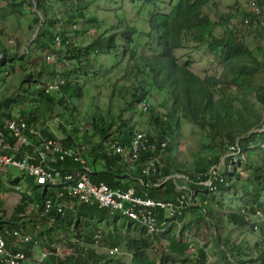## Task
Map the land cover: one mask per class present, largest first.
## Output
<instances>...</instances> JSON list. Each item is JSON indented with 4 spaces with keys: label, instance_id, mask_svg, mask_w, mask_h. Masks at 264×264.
<instances>
[{
    "label": "trees",
    "instance_id": "trees-1",
    "mask_svg": "<svg viewBox=\"0 0 264 264\" xmlns=\"http://www.w3.org/2000/svg\"><path fill=\"white\" fill-rule=\"evenodd\" d=\"M50 1L27 0L25 2L24 0H13V3L9 4L14 11L21 10L24 4L29 5L30 8L35 7L36 11H34L31 20L35 28L41 25L37 12L41 13L44 21L34 46L40 51L53 54L56 51L55 40L57 37H61L62 49L66 51V56H61L59 62L63 64V59L69 61L72 67L69 69L71 72L69 75L73 74V78L71 80L66 79L65 84L61 86L64 97L60 99L48 95L46 86H42L41 83L31 77L21 81L17 88L15 87L12 91L13 93L7 94L6 92L0 97V134L2 135V142L4 145L15 149L16 152L10 151L9 154H14L17 159L24 155L17 153L16 147L19 145V140L14 138L7 128L8 122L13 117V109L20 105L26 106L20 113L22 118L31 126L40 125L43 127L48 122V118L53 116L55 109L59 112L69 113L72 116L76 112L75 104L72 101L82 98L84 94L83 85L80 82L81 77H79L80 72H78L84 60H89L90 55L96 56L100 53H110L119 49L116 46L117 36L114 35L99 37L98 39L94 36L87 47L80 45L74 47L73 41L65 38L67 32L63 30L62 26L57 30L62 21L57 18H50L47 15ZM75 3H78L75 8L76 11L66 13L69 18L67 22L75 26L77 21H83L87 25H92V28L95 29V35H99V26L96 20L85 18L89 5L84 0H75L73 4ZM209 3H211V0H181L176 6L174 15L159 12H152L148 15L149 30L152 34V36L149 35V43H151V39L155 42V45L151 47L153 55L152 58L139 55L142 65L141 74L134 73L133 70L128 71L133 82L138 85L132 93V100L129 105L135 103L140 106L144 101H148L151 96L148 90L149 86H153L158 92L167 91L170 102L159 104L162 111H156L151 106L152 111L146 113L151 116L150 124L155 131H151L150 134H154L152 138L158 142V146L165 143L167 146L166 152L173 153L172 150H177L181 144L180 133L182 120L184 119L194 123L207 136L209 144L207 146L202 145L203 150L218 149L219 154L210 158L197 155L192 165L185 161L179 164L177 157L172 159L171 156L165 157L163 166L159 168V174L153 178H148L142 172V165L153 154L144 153L140 162L132 165L131 163L128 164L126 154L108 156L104 152L100 153L103 149L101 142L108 141V139L110 141L107 143L114 144L116 142L125 150L130 147L134 131L127 122L129 120L124 118L123 112L121 116L115 119L111 117L112 121L116 120L118 123L115 132L112 131L111 122H108L107 127H104L102 119L95 120L92 118V130L97 136L93 138L91 147H87L90 146L91 143H89L83 148V145L77 142L78 139H73L69 134L68 137H62L60 141L66 147L78 148L81 153L82 150L86 149L87 152L93 155V159L95 157L102 163L99 171L91 168L88 171L93 183L104 182L111 188L134 189L137 190L135 192H138L140 196L164 202H175L179 197H189L191 193H197L198 198L201 196V202H198L196 196H194V207L180 219L191 214L193 223L204 222V217H202L200 211L205 210L206 214L203 215L209 218L208 222H211L215 227L216 233L213 240L220 245L225 254L223 264H264V223L261 224L260 230L256 231L261 237L262 250L257 251V256L254 259H244L248 257L246 251L250 250L249 247H244L238 243L232 245V243L223 240L221 230L224 217L221 207H211L206 210L205 203L214 204V202L209 199L205 187L198 183L200 175L208 173L212 167L218 166L222 160L221 156L230 153V148L238 146L236 152H240L238 163L232 167L231 171L228 168L223 171V182L216 183L217 189L215 192L235 189V194H238V189L242 190L243 195L239 199L241 210L225 212V219L226 222L238 228L251 225L252 232H255L254 227L257 222L253 219V216L257 212V207H263L264 205V132H259L264 129V114H260L256 110L250 99L255 95L264 111V82L258 81V78H264V61L259 60L258 54L244 43V38H239L235 32L226 31L228 35L224 39L214 38L213 28L215 25L203 10ZM237 16L229 15L228 19H223V22L225 21L224 28L229 25L230 19ZM242 16V21L249 20L245 26L250 27L251 32L254 25H256L257 34L260 37L264 36V12L260 16H255L248 10ZM120 36L127 41L124 56H127V51L130 48L132 50L139 49L143 44L147 45L146 47L149 46V43L143 42L145 32L135 27L127 26ZM184 39L197 44L207 43L209 51L214 54L215 60L222 67L220 80L216 79L215 76L205 79L199 78L192 72L191 62L184 65L179 64L176 53L185 49ZM0 47L2 55L7 57L4 46L0 45ZM62 49H60L59 54L63 51ZM130 56L134 57L133 62H135L138 52L133 51ZM12 57L0 60V84L5 83L7 78H17L14 73L15 62L22 57L17 54L15 58ZM85 63L90 64L88 61H85ZM47 66V62L40 66L36 73V79L40 80L47 77L51 81L67 69L58 72L55 64L49 68ZM63 66L66 67L65 64ZM4 75L7 78H4ZM217 84L221 85V95L218 99L215 98L213 91ZM233 90L235 92H232ZM139 106L135 109H138ZM40 131L43 136L56 137L48 132L46 128H41ZM17 148L20 151L25 150L26 153L30 151L29 147L21 145ZM83 167V164L76 163L70 158L64 162H59L54 167L52 166V168L63 173L73 172ZM238 167L249 172L248 184L242 182V173L237 169ZM1 168L5 170L6 167L1 166ZM25 177L32 179L27 175ZM182 181H185V183H182ZM184 186H187L188 189H184ZM11 190L17 194L20 193L21 199L14 209L9 224L17 230H26L28 226L35 227L31 221H21V216H25L27 212L26 201L41 200L54 196V194L50 193L49 190L44 192L42 187L36 184L26 191ZM2 205H0V213L6 216ZM77 209L80 211L68 212L58 220L54 227L47 230L46 234L50 240L54 236L58 237L61 233L68 236V233L73 231V233H69L71 236H68V240L75 236L89 241L91 233L100 231L105 233L101 244H107L110 248L124 246L125 250L132 252V260L135 264H158V259H161V264H175L176 262L178 264H188L190 261L189 255H186L190 246L184 244L183 241L175 239L176 241L169 242L171 247H165L164 241L169 237L168 232L151 234L146 229H142L138 223L128 220L129 223L127 224H118V217L110 214L108 210H99L94 205L82 204ZM208 213L211 214L212 220ZM164 216V213H159L161 221L165 219ZM100 225L105 230H99ZM82 229H86V231H82ZM131 231H137L138 237L131 235ZM258 246L259 243L256 247ZM151 249L157 255L156 259L147 256L146 252ZM200 255L201 260L198 261V264H203L206 256L205 250L202 249ZM172 256L176 257L172 258ZM89 260H94L96 264H128L127 261L124 262L121 258L112 259L106 255H98L93 249L88 259L81 256L65 258L53 256L46 264H88Z\"/></svg>",
    "mask_w": 264,
    "mask_h": 264
},
{
    "label": "rangeland",
    "instance_id": "rangeland-1",
    "mask_svg": "<svg viewBox=\"0 0 264 264\" xmlns=\"http://www.w3.org/2000/svg\"><path fill=\"white\" fill-rule=\"evenodd\" d=\"M24 1L26 2L27 0ZM73 1L75 0L50 1L47 15L50 18H57L62 21L57 27V30L62 26L63 30L66 31L67 34H70L69 40L74 42V47H78L79 45L87 47V45L93 40L94 36H96L97 39L104 36H117L116 46L119 47L118 51L115 50L110 53H100L96 56L90 55L89 60H84L83 64L80 66L81 68L79 67L80 70L78 72H80L79 77H81L80 82L83 85L84 94L82 98L72 101L76 108V112H74L72 116L69 113L64 111L59 112L55 109L53 116L48 118V122H46L43 127L40 125H35V127L28 125L27 121L22 118L20 111L26 106L20 105L13 109V117L8 124L16 118L19 119V116L21 121L26 125V132H24V134L29 136L33 142L43 139L54 140L64 146L60 140H62V137H68L69 134L73 139H78L77 142L82 144L83 148H85L87 144L91 142L93 143V138L96 136L95 132L92 130V118L95 120L102 119L104 127H107V123L111 122L112 131L115 132L118 128V123L116 120L112 121V119L121 116V113L123 112L124 118L129 120L127 122L132 126L134 132L150 133L151 131H155L150 124L151 116L146 113H150L152 109L162 111V109L159 108V104L169 103V95L167 91L158 92L153 86H149L148 90L150 91L151 96L148 101H144L140 106L135 103L129 105V102L132 100V93L138 85L133 82L128 71L133 70L134 73H142L140 71L142 66L139 56L140 54L141 57L145 56L152 58L153 53L151 47L155 45V42L151 39V43H149V35L152 36V34L151 30H149L150 25L148 15L152 12L174 15L176 6L181 0H84L89 5V8L85 13V18L96 20V23L99 26V35H95V29L92 28V25H87V23L83 21H77V25L75 26H73L72 23L67 22L69 18L66 13L76 11L75 8L78 5V3L73 4ZM11 3H13V0H0V45L4 46V51L7 55L6 57L0 52V60L11 58V56H13L12 58H15L16 54L22 58L15 62L14 73L17 75V78H7L6 75H4V78L7 79L5 83L0 84V97L6 92L7 94L13 93L12 91L15 87L17 88L19 83L28 77L35 79L38 83H41L42 86H46V93L48 95L57 99L64 97L60 85L64 84L66 79L71 80L73 78V74L69 75V73H71L69 69L72 68L71 63L70 67H66L67 69L65 68L66 71L61 70L64 71L61 73L62 75H57L51 81H49L47 77H43L40 80L36 79V73L44 62H47L48 68L54 64L57 67H60L59 59L62 53L60 52L59 54L60 44L58 41L56 42V51L53 54H48L47 51L36 49L34 42L39 31H37V28H35L31 22L35 13L34 10L36 11L35 7L30 8L29 5L24 4L21 10L14 11L10 8L11 6L9 4ZM249 3V0H211V3L204 7V12L208 14L209 18L215 25L213 28V36L215 39H224L225 36L228 35L226 31H232L236 34L239 33L244 23V21H242V15H245L248 12ZM229 15L238 16L230 19L228 22L229 25L224 28L225 21L223 22V19H228ZM127 26L135 27L140 31L145 32L143 42L146 41L145 43H149V46L146 47L147 45L143 44L139 49L132 50L130 48L127 51V56H124L127 41H125L120 35ZM256 27L257 26L254 25L252 32L250 31L249 35L244 38V43L258 54L257 56L259 60L264 61V36L260 37L257 34L255 30ZM186 41L187 40H185L184 43L185 49L176 53L179 64L184 65L187 62H191V70L199 78L205 79L215 76L216 79L220 80L222 67L215 60L214 54L209 51L207 43L197 44L193 41ZM149 47L151 50H148ZM133 51H137L139 56H137L135 62H133L134 57L130 56ZM117 53L118 55H116ZM85 61L90 62V64L87 65ZM74 79H76V77H74ZM258 81L264 82V78H258ZM220 87L221 85L217 84V87L213 88L216 99L221 95ZM232 92H235V90ZM250 101L260 114H264L263 106L259 104L255 95L251 97ZM137 106H139L138 109H135ZM147 106L149 107L148 110L146 109ZM41 128H46L48 132L54 134L56 137L51 138L43 136L40 131ZM30 132H32L33 135H31ZM32 136L36 137L32 138ZM109 141L110 139H108L107 142ZM180 142L181 144L176 151L172 150L173 153L165 152L163 158L165 159V157L168 156H171V159L177 157L179 164L185 161L192 165L196 158L195 156L197 155H201L204 158H210L219 154L218 149L203 150L202 145L207 146L209 140L194 123L188 120H182ZM20 145L28 147L19 141L17 147H20ZM112 145L113 143H107V148H111ZM17 147L16 149L20 154H23L25 150L20 151ZM64 148L81 153V150L76 147L64 146ZM83 156L90 162L91 159L88 152H84ZM224 156H221V159H223ZM237 169L242 173V182L247 183L249 172L244 171L241 167H238ZM0 181V205L3 204L2 209L6 212V216L10 218L13 215L16 205L21 199L20 193H14L11 189H17L19 192L26 191L35 186V181L25 177L24 172L15 167H6L5 170L0 167ZM182 183H185V181H182ZM235 192V189L215 192V196L218 198L220 202L219 204H221V212L224 217L221 235L225 242L232 243V245H237L238 243L244 247H249L250 250L246 251L248 257L244 259H254L257 256V251H261L263 247L261 237L258 235L259 233L256 231L252 232L251 225L238 228L226 222L225 219V212H229V210H241V202L239 199L243 195V192L240 189H238V194H235ZM212 194L213 193H208V196ZM197 195V193H194L198 202H201V196L198 198ZM211 207L216 208V205L205 203L206 210H209ZM77 211L80 210L77 209L76 212ZM200 213L202 214V217H204V222H202L203 225H205L204 223L208 224L209 218L204 216L205 211L201 210ZM113 215L118 217V224L124 225L129 223L125 218L121 217L118 212H115ZM208 216L211 217V214L208 213ZM197 225L200 226L201 224L197 223ZM98 229L102 230L104 228L100 225ZM214 230V225L209 223L207 226V231L210 234H207L209 244L208 250L215 256V258H218L219 256L224 261L223 257L225 254L223 249L213 240L216 233ZM135 234H137V232H134L131 235L134 236ZM172 240L176 241L175 239ZM257 243H259L258 247H256ZM164 245L165 247L170 246L167 241ZM172 247L174 248V245ZM194 247H196L195 243ZM119 249L122 252V255L115 257L107 254V256L112 259L121 258L122 261L126 262L129 258L128 255L130 252L125 250L124 246L119 247ZM149 257L156 259L157 255L154 252H151Z\"/></svg>",
    "mask_w": 264,
    "mask_h": 264
},
{
    "label": "built area",
    "instance_id": "built-area-1",
    "mask_svg": "<svg viewBox=\"0 0 264 264\" xmlns=\"http://www.w3.org/2000/svg\"><path fill=\"white\" fill-rule=\"evenodd\" d=\"M249 1V7L253 14L262 15L264 0ZM248 22L249 20L245 21L242 30L239 31V37L249 35L250 27L245 26ZM69 37L70 34H67L65 38L69 39ZM57 41L60 44V49H62V38L57 37L55 44ZM61 56H66L65 50L62 51ZM64 64L66 67L70 66V62L63 59V64L60 63V67H57L58 72L66 68L63 66ZM64 84L60 85V88ZM148 108L147 106L146 109L148 110ZM18 118L8 124V130L14 138L28 146L30 151L28 153L24 152V156L17 159L14 154H9L10 151L15 149L4 145L0 134V167H15L21 170L25 175L31 177L36 185L42 187L44 192L49 190L54 196L41 200L26 201L27 212L25 216H21V221H31L35 226H28L26 230L15 229L9 224L12 216L8 218L0 213V264H46L53 256L57 258L81 256L88 259L92 249L98 255L107 256L108 254L115 257L122 255L119 247L110 248L107 244H101L105 233L100 231L91 233L89 241L75 236L68 240V236H71L69 233H73V231L69 232L68 236L61 233L51 240L48 238L47 230L54 227L58 220L68 212H75L82 204L94 205L99 210H108L110 214L118 212L121 217L138 223L142 229H146L151 234L168 232L179 241L185 240L184 238H191L194 239L195 243L197 230L201 237H203L202 234L207 232L205 226L200 229L201 225L199 226L197 223H193L192 229H187L191 227L190 223L180 219L194 207L193 193L189 197H179L175 202H164L140 196L138 192H135L137 190L134 189L111 188L104 182L93 183L88 174L90 168L86 167V161L81 153L64 148L54 140L43 139L33 142L29 136L24 134L26 125L19 116ZM30 134L33 135L32 132ZM153 136L154 134L150 133L134 132L128 150H125L116 142L109 149L107 143H103V149L100 153L104 152L108 156L126 154L128 163L135 165L140 162L144 153L149 152L153 156H149L142 165V172L146 177L153 178L159 174V168L164 164L163 155L167 149L165 143L158 146V142L152 138ZM237 149L238 146L230 148V153L224 156L218 166L212 167L208 173H203L198 177V183L205 187L207 193L215 192L217 189L216 183L223 182V171L226 168L231 171L232 166L238 163L240 152L236 153ZM158 153L159 155H157ZM68 158L73 159L76 163L83 164L84 167L69 173H63L52 168V166L54 167ZM181 177L185 178L184 176ZM263 209L264 205L263 207H257V212L253 216V219L257 222L254 227L255 231H259L261 224L264 223ZM159 213H164L165 219L163 221L160 220ZM82 231H86V229H82ZM203 245L204 243L197 242V247L206 252L203 264H217L215 256ZM186 255L189 254L186 253ZM189 259L188 264H197L201 260L190 255ZM127 263L135 264L131 253H129ZM88 264H96V262L89 260ZM158 264H161V259L158 260Z\"/></svg>",
    "mask_w": 264,
    "mask_h": 264
},
{
    "label": "crops",
    "instance_id": "crops-1",
    "mask_svg": "<svg viewBox=\"0 0 264 264\" xmlns=\"http://www.w3.org/2000/svg\"><path fill=\"white\" fill-rule=\"evenodd\" d=\"M97 136V135H96ZM103 143H107V140H105V141H102L101 142V144H103ZM90 146H87V147H91V145H92V142H91V144H89ZM84 152H87V150L86 149H84V150H82V157L84 158V156H83V153ZM88 155H89V157H90V162L88 161V160H86L85 158V161H86V165H87V167H89V168H91V169H94L95 171H99L100 169H101V167H102V163L98 160V159H96L95 157H94V159H93V155H91L90 154V152H88ZM128 162V161H127ZM129 164V163H128ZM180 178H183V177H181V176H179ZM184 189H188V187L187 186H184L183 187ZM209 199L210 200H212L213 202H214V205H216V208L217 207H221V204H219L220 202H219V200H218V198L215 196V194H212V195H209ZM4 211V210H3ZM5 212V211H4ZM6 213V212H5ZM192 215L191 214H189V215H187L185 218H183L182 220H184V222H186V223H190V225H191V227H188L187 229H192V225H193V220H192ZM211 220H212V217H211ZM211 223V222H210ZM199 224H201V226H200V229H202V227L203 226H205L206 227V230H207V226L209 225V222H208V224L207 223H204L205 225H203V223L202 222H200ZM215 231V230H214ZM134 232H137V231H131V234H133ZM197 236H196V239L198 240H196V242H195V244H196V248L194 249V239H186V238H184L185 240H180V241H183L184 242V244H187V245H189L190 246V249L187 251V254H189L190 256H194V257H196V258H198V259H201V255H200V251H202V249H199L200 247H197V242H199V243H204V245L203 246H205V247H207L208 248V235H210L209 234V232L207 231L206 233H204V234H202L203 235V237H201L200 236V234H199V232H198V230H197ZM208 234V235H207ZM169 235V237L166 239V241L169 243L170 241H173L172 239L174 238V239H176L175 237H174V235H171V234H168ZM135 237H138V232H137V234H135L134 235ZM166 241H164V244H165V242ZM178 243H179V241H178ZM170 245V244H169ZM148 251H150V252H148ZM146 253H147V256L149 257V254H151V252H154V250H148ZM170 251V250H169ZM131 254H132V252L131 251H129ZM171 252V251H170ZM155 253V252H154ZM128 257H129V255H128ZM176 256H172V258H175ZM152 258V257H151ZM153 259V258H152ZM159 260V259H158ZM215 260L217 261V264H223L224 263V261L222 260V258H220L219 256H218V258H215ZM178 262H176V264H177ZM198 264V263H197Z\"/></svg>",
    "mask_w": 264,
    "mask_h": 264
},
{
    "label": "water",
    "instance_id": "water-1",
    "mask_svg": "<svg viewBox=\"0 0 264 264\" xmlns=\"http://www.w3.org/2000/svg\"><path fill=\"white\" fill-rule=\"evenodd\" d=\"M34 11H35V10H34ZM37 14H38V16H39V18H40V21H41V25L37 28V31H40V28L42 27L43 19H42V15H41V13L37 12ZM259 132L263 133V132H264V129H263L262 131H259ZM168 179H169V178H168ZM168 179H167V180H168Z\"/></svg>",
    "mask_w": 264,
    "mask_h": 264
},
{
    "label": "clouds",
    "instance_id": "clouds-1",
    "mask_svg": "<svg viewBox=\"0 0 264 264\" xmlns=\"http://www.w3.org/2000/svg\"><path fill=\"white\" fill-rule=\"evenodd\" d=\"M249 11H250V13H252L253 14V12H252V10L250 9V7H249ZM253 15H255V14H253ZM255 16H258V15H255ZM245 21V20H244ZM243 26H244V23H243ZM243 28V27H242ZM242 30V29H241ZM250 33V32H249ZM238 37H239V35H238ZM239 38H245V37H239Z\"/></svg>",
    "mask_w": 264,
    "mask_h": 264
},
{
    "label": "bare ground",
    "instance_id": "bare-ground-1",
    "mask_svg": "<svg viewBox=\"0 0 264 264\" xmlns=\"http://www.w3.org/2000/svg\"><path fill=\"white\" fill-rule=\"evenodd\" d=\"M74 37V36H73ZM70 39V38H69ZM74 43V42H73ZM74 45V44H73Z\"/></svg>",
    "mask_w": 264,
    "mask_h": 264
}]
</instances>
